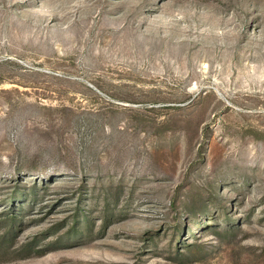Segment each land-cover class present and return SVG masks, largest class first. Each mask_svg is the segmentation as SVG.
<instances>
[{
  "label": "rangeland",
  "instance_id": "374dc122",
  "mask_svg": "<svg viewBox=\"0 0 264 264\" xmlns=\"http://www.w3.org/2000/svg\"><path fill=\"white\" fill-rule=\"evenodd\" d=\"M0 264H264V0H0Z\"/></svg>",
  "mask_w": 264,
  "mask_h": 264
}]
</instances>
